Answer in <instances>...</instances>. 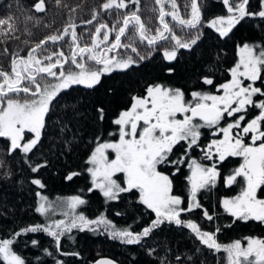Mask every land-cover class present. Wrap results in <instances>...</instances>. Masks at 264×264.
Returning <instances> with one entry per match:
<instances>
[{"label": "snow or ice", "instance_id": "1", "mask_svg": "<svg viewBox=\"0 0 264 264\" xmlns=\"http://www.w3.org/2000/svg\"><path fill=\"white\" fill-rule=\"evenodd\" d=\"M132 2L138 3V0ZM155 2L159 5L160 27L154 34L141 21L137 12H131L123 15L111 27L100 23L91 34L90 44L81 45V36L76 32L77 26L69 23L62 32L53 33L40 40L29 50L26 58L16 54L11 62V72L0 70V138H6L10 142L9 154L19 150L26 157L37 147L46 128V117L60 93L74 85L95 89L105 74L126 71L148 59L150 53L148 56H139V60L130 56L118 58L117 55H109L121 47L131 48L132 52L138 53L134 46L136 37L142 43L146 41L150 48H154L160 41L173 42L171 48L163 50L162 56L168 62L164 71L170 76L176 73L177 69L172 62L177 59V50L192 51L201 39L199 28L205 24L201 7L198 0H190V13L184 18L179 14L175 0ZM59 3L60 0H57V4ZM166 4L171 6V11L166 10ZM222 4L226 14L217 15L206 23L221 38L228 37L246 17L264 21V0H256L255 9L251 0H222ZM101 7L103 10L124 9L127 4L126 0H105ZM34 8L37 12L45 11V0H37ZM97 15L94 13L92 20ZM166 16H171L182 30H196V35L187 40L177 36L165 20ZM92 20L86 23L91 24ZM130 27L134 29V33L128 37L126 34ZM14 31L12 16L0 18V35H8ZM113 33L115 38L111 40L110 35ZM67 36L71 37L68 54L64 51L49 52L44 47L49 41L57 44ZM122 38H127L130 43L124 44ZM237 54V63L229 69L231 79L219 85L222 95L193 91L192 99L188 101L185 99V92L179 87L160 82L150 83L146 86L144 95H133L130 107L119 111L111 121L118 128V140L98 142L89 155L86 163L89 165L87 172L91 177V187L88 191L98 189L107 202L117 200L122 193L135 190L139 193V203L155 214L150 226L137 233L130 230V226L118 228L103 213L95 219H89L84 214L77 213L78 206L84 205L86 201L79 195H74L60 200L57 205L64 209L63 216L70 219L26 226L14 233V238L26 233L43 232L54 239L59 251L61 237L72 229L96 232L103 227L110 238L133 245L140 244L142 238L148 237L164 222H169L190 229L209 250L225 253L226 264H264V239L246 238V246L240 240L222 244L218 242L216 235L219 228L215 231H203L191 219L181 218L182 213H191L194 209L202 208L197 200V193L215 185L220 175L215 162L211 166L196 160L188 162L190 175L186 177L189 190L187 207H181L184 203L182 198L172 194L173 180L158 168L164 164L183 163V156L175 161L170 160L174 147L186 142L187 154L189 149L197 145L201 128L216 127L223 138L213 139L207 145L204 158L220 162L229 157L242 158V163L225 178L224 183L233 185L237 182V177H242L244 182L238 195L224 198L220 204L224 212L236 220H255L264 224V199L257 197L258 189L264 187V99H254L257 96L264 97V89L254 86L258 80H264V45L245 43L238 47ZM245 81L250 83L245 85ZM202 82L206 85L214 84L208 75L202 77ZM21 93L24 94L23 98ZM249 106L258 109L259 113L242 126L241 121L245 120ZM96 111L98 119L105 120V108L101 105ZM226 116L235 117L234 121L220 127ZM233 129L241 131L234 133ZM27 134H31L30 139ZM249 134L251 142L246 143L244 138ZM109 150L115 154L114 158L110 157ZM46 166V162L34 166L30 164L33 173H38ZM117 174H122V181L118 182L114 178ZM78 175L80 173L72 172L65 179L70 181ZM31 183L40 189L45 187L39 178H33ZM36 195L39 200L35 211L48 217L49 210L54 211L52 203L40 192ZM203 217L208 221L214 219L208 210L203 211ZM14 238L0 239V261L3 264H26L25 259L13 250ZM31 243L33 246L38 245L37 240H32ZM155 251L150 249L148 254L153 255ZM45 252L48 253V250L45 249ZM61 255L75 256L78 253L61 252ZM175 259L182 264L179 255ZM56 264L63 262L57 260ZM96 264H113V261L103 259ZM160 264H165L164 258Z\"/></svg>", "mask_w": 264, "mask_h": 264}, {"label": "trees", "instance_id": "2", "mask_svg": "<svg viewBox=\"0 0 264 264\" xmlns=\"http://www.w3.org/2000/svg\"><path fill=\"white\" fill-rule=\"evenodd\" d=\"M37 0H0V18L12 16L15 23V31L8 35H0V70L10 72L9 66L16 54L24 55L40 40L47 36L61 32L69 23H74L76 32L81 36V45L91 42V34L94 33L98 23L111 22V27L123 15L137 12L141 21L152 33L157 26L156 17L159 16V5L155 0H126L124 9L103 10L105 0H45V11H35L34 4ZM179 14L187 18L190 13V0H175ZM201 7L202 19V44L203 57L192 56L184 65H180L178 72L174 74L172 81L179 82L181 76L189 74V78L201 73L203 64L207 70L211 67L225 66L229 62L231 44L240 45L248 43L252 45L264 44V21H255L253 18H245L236 26L228 37L221 38L215 35V31L206 26L208 20L217 15L225 14L226 9L222 0H198ZM253 9L256 8V0H251ZM167 11L171 6L166 4ZM97 13L95 20L93 14ZM31 17V19H29ZM92 20V23H86ZM169 21V20H168ZM122 22V19H121ZM194 30H187L189 35ZM131 27L127 36H133ZM114 34V33H113ZM218 34V33H217ZM70 36L57 43L60 51L69 53ZM124 44L130 43L127 38H122ZM45 45L44 47H46ZM134 46L138 52L148 48L139 38H135ZM52 47V46H50ZM131 48H126V50ZM132 51V50H131ZM140 54H127L124 57H132L136 60ZM123 56V55H122ZM223 61L220 63V60ZM67 66V65H66ZM125 72L121 76L112 75L95 89H83L71 87L58 97V103L53 104L52 111L46 119V128L42 140L26 157L23 153L5 154L0 149V239H13L14 233L20 229L35 224L50 223L53 220L70 219L63 216V208L57 206L60 200L79 195L86 201L77 208V213H82L89 219H95L103 213L118 228L130 226V230L140 232L144 227L150 226L154 217L147 212L141 204H136L130 197L119 196L115 201H105L98 190L88 191L91 187L90 177L87 172V158L91 149L98 142H104L110 129L114 126L111 119L116 112L124 109L126 98L137 89L141 83L149 82L159 74L146 66L142 71L131 75ZM180 75V76H179ZM166 79V78H165ZM170 80V79H169ZM103 106L106 110V118L100 121L96 109ZM264 124V122H262ZM63 129V130H62ZM106 132V133H104ZM99 138V139H98ZM46 167L38 173L31 171V165L45 163ZM237 161L232 162V169ZM78 172L72 180L65 177ZM33 178H39L44 183L43 189L31 183ZM241 178L234 183L233 192L222 194L235 196L240 190ZM239 183V184H237ZM264 187L258 189L257 195L262 194ZM206 195L201 197L202 208L183 215L182 219H191L197 223L203 231H215L219 243L228 244L235 240H244L249 237L264 239V224L259 221H240L231 218L228 213L219 208L217 200L219 195L212 190H205ZM40 192L52 203L53 209L49 210V216H42L35 211L38 206ZM263 195V194H262ZM208 210L214 219L208 221L203 217V211ZM120 213V215H117ZM37 240L38 245L33 246L31 241ZM13 250L25 259L26 264H56L57 260L63 264H94L98 257H106L117 264H160L164 258L165 264H180L176 256H180L182 264H225L224 254L209 250L202 245L195 234L186 227L177 226L174 223L161 224L154 229L148 237L142 238L140 244L128 245L118 239H112L103 227L96 232L72 229L61 237L60 249L57 250L52 237L43 232L26 233L14 238ZM48 250L49 255L45 252ZM155 249L153 255L149 250ZM197 249L199 251L197 252ZM64 253H78V255H61ZM191 257V259H189ZM0 264H3L0 261Z\"/></svg>", "mask_w": 264, "mask_h": 264}, {"label": "flooded vegetation", "instance_id": "3", "mask_svg": "<svg viewBox=\"0 0 264 264\" xmlns=\"http://www.w3.org/2000/svg\"><path fill=\"white\" fill-rule=\"evenodd\" d=\"M226 14V12H225ZM157 21V26L154 28L153 30H156L158 27H160V22H159V16L156 17ZM248 18V17H246ZM255 21H260V18H253ZM165 20L169 23L170 27L173 29L174 33L183 38V39H191L193 36L196 35V30H194L193 32H191L189 35H187V30L190 29H181V26H179L175 21L172 20L171 16H166ZM169 20V21H168ZM102 23V22H101ZM122 23V22H121ZM100 23H98L99 25ZM106 24L111 25V22H106ZM97 25V26H98ZM238 26V25H236ZM199 31L202 33V27L200 26ZM233 31V30H232ZM95 32V30H94ZM155 33V31L153 32V34ZM231 33H229L230 35ZM216 36H219V34L215 33ZM115 36L114 34L110 35V39L114 40ZM71 39V37H70ZM202 35H201V39L198 41L197 45H195L193 47L192 51H188L186 49H178V55H177V59L175 61H173V65L176 67L177 72H178V67L180 65H184L187 62V59L191 58L192 56L194 57H198L199 59L203 57V44H202ZM146 45L147 43L144 42ZM243 44L245 43H240V45L234 43V41L231 44V48H230V52H229V56H226L225 60H227V57L229 58V62L221 67V65H217L215 67H211L209 68V70H207L206 65L203 64L202 66V72L198 73V75H195L196 77L194 78H189V74L187 73L186 75H182L181 76V80L179 82H175L172 81L171 79H173L174 75H168L164 69L168 66V62L164 61L162 53L163 50L165 48H171L173 46V42H171L170 40L168 41H160L158 42V44L154 47V48H143L141 52H132L131 50H126V48L121 47L117 50H115L112 53H109V55H117L118 58L124 57L125 55V51L127 54H142L140 56H148L149 53L151 54L150 57L148 59H145L142 62H139L136 65H133L132 67H130V69L126 70V71H114L111 74H105L104 76H102L101 80L103 79H108L110 78L112 75H117V76H121L123 73L125 72H131L130 74H136L139 71H142L146 66H150L152 68V70L158 72L159 74L155 77V79L149 81V82H144L141 83V85L135 89L134 92H132L130 94V96H128V98H126V103H125V108L130 107L131 105V97L133 95H139L142 96L145 93V88L148 84L150 83H165L169 86L172 87H179L181 88L184 92H185V99L188 101H191V92L193 91H201V92H208L210 94L213 95H222L223 92L222 90L219 89V85L226 83L230 80V71L229 69H231L232 67L235 66L236 62H237V52H238V47H242ZM46 48L48 49L49 52L52 51H60L59 47L57 44H53L52 42H47L46 44ZM264 45V44H262ZM52 46V47H50ZM148 46V45H147ZM29 52V51H28ZM28 52L24 55V57L26 58V56L28 55ZM123 55V56H122ZM136 60H139V56L136 58ZM223 61V59L220 60V63ZM67 67V66H66ZM74 68V66H73ZM10 72H11V64L9 66ZM176 74V73H175ZM204 75H208L210 78L213 79L214 84L213 85H206L202 82V77ZM180 76V75H179ZM166 78V79H165ZM50 79V78H49ZM170 79V80H169ZM247 83H250V81H245V85ZM256 87H261L262 89H264V80H258L255 85ZM74 88H83V89H87L84 88L83 86L80 85H74L72 86ZM68 90V89H67ZM65 90V91H67ZM90 90V89H88ZM65 91H63L62 93H64ZM61 94V93H60ZM59 94V95H60ZM20 96L23 98L24 94L21 93ZM59 97V96H58ZM58 97L54 100L53 104L58 103V101L60 99H58ZM254 99H256L257 101H259V99H264V97H254ZM53 106V105H52ZM52 109V108H51ZM122 109V110H124ZM52 111V110H51ZM121 111V110H120ZM119 112H116L115 116H113V118L111 120H113L116 115ZM259 110L255 109L251 106H249L247 114L245 115V120L241 121V125H245L247 122H249L251 119L255 118L256 115H258ZM50 114V113H49ZM48 114V115H49ZM242 114V113H241ZM236 116L240 115V114H235ZM48 118V116L46 117V119ZM178 118L182 119V116H178ZM235 117H225L224 120L221 121L220 123V127H224L227 125V123H231L234 121ZM198 123H202L201 121H198ZM112 123V122H111ZM114 127L110 129L107 128L108 132L109 130H111L112 132L109 133H114V135H107V137L105 138V141H113V140H117L118 139V129L117 126L112 124ZM241 131V129H233L234 133H239ZM104 132V133H106ZM201 132V136L200 139L197 143L196 146H193L191 149L188 150L187 154H185V148L187 147L186 142H181L180 144H178L177 146L174 147L173 149V153L170 156V160H177L178 158H180L181 156L184 157V162L179 164V165H173V164H164V165H160L158 166L159 170L163 171L165 174H168L170 176V178L173 180V195H178L182 198V200L184 201V203L181 205V207H187V198L189 195V190H188V182L186 177L188 175H190V170L188 168V162H190L191 160H196L199 163L205 164L207 166H211L214 162L216 163L217 169L220 172V175L217 178V181L215 183L214 186H209L205 189H201L198 193H197V200L198 202L201 203V197L206 195L205 190H212L210 192H217L218 194L216 195V197L219 195V198L216 199L217 203L219 204V208H222L220 201L222 198V194H226L228 195V193L231 194V192H233V185H226L224 183L225 178L232 173V171L239 166L241 159L240 157H229L226 159V161L224 162H220L218 160L215 161H210L204 158V151L207 148V145L213 140V139H222V133H220L216 127H203L200 129ZM215 132V135L213 134ZM28 139L31 138V134H27ZM245 142L246 143H250L251 139H250V134L249 136L245 137ZM9 141L6 138H0V149L5 151V154H9ZM95 146V145H94ZM93 146V147H94ZM93 149V148H92ZM91 149V150H92ZM16 154L21 153L19 150H16L15 152ZM91 153V151H90ZM90 155V154H89ZM237 161V165H234V168L232 169L231 165L232 162ZM177 168H179V171L177 172ZM172 173H175V175L173 176ZM116 178V177H114ZM117 178H118V182L122 181V175L121 174H117ZM238 178L237 177V182H238ZM242 181H240V185ZM239 184V183H237ZM120 196H126V197H130V199L132 201H134L136 204H141L139 203V193L136 192L135 190L133 192L130 193H122L120 194ZM230 198L233 197V195L230 196H226V198ZM142 206H144L143 204H141ZM145 207V206H144ZM146 208V207H145ZM147 212H149V214H151L153 217L155 216V214L153 212H151V210L147 209ZM194 210H199V209H194ZM194 210L192 212H194ZM224 211V210H223ZM187 214V213H182L181 214V218H183V215ZM229 215V214H228ZM230 216V215H229ZM152 222V221H151ZM166 223V225L168 224H172L169 222H164ZM151 225V223H150Z\"/></svg>", "mask_w": 264, "mask_h": 264}, {"label": "rangeland", "instance_id": "4", "mask_svg": "<svg viewBox=\"0 0 264 264\" xmlns=\"http://www.w3.org/2000/svg\"><path fill=\"white\" fill-rule=\"evenodd\" d=\"M61 31H62V30H61ZM237 53H238V52H237ZM236 58H237V61H238V59H239L238 54H237V57H236ZM236 63H237V62H236ZM230 79H231V76H230ZM117 129H118V128H117ZM27 138H28V137H27ZM118 138H119V137H118ZM117 140H118V139H117ZM95 147H96V145L93 147V149L91 150V152L94 150ZM90 154H91V153H90ZM109 155H110L111 158H114V155H115V154L112 153L111 150H109ZM88 157H89V156H88ZM87 159H88V158H87ZM240 159H241V162H240V164H241V163H242V158H240ZM240 164H239V165H240ZM88 167H89V166H88ZM121 175H122V174H121ZM89 177H90V175H89ZM240 178H241V181H242V183H241V184H242L241 187H242L244 182H243V178H242V177H240ZM116 179H118V178L116 177ZM122 180H123V176H122ZM90 182H91V177H90ZM241 187H240V188H241ZM97 190H98V189H97ZM98 191H99V190H98ZM239 192H240V191H239ZM239 192H238L236 195H238ZM99 193H100V192H99ZM261 193H262L263 195L260 194V195H257V197H258L259 199H264V190H263ZM236 195H235V196H236ZM228 198H229V197H228ZM230 198H231V197H230ZM223 199H224V198H223ZM221 200H222V199H221ZM231 218L235 219L234 217H231ZM154 219H155V216H154ZM241 243H242V245H245V246H246L247 239L242 240ZM222 254H224V258H226V254L223 253V252H222ZM225 264H226V259H225Z\"/></svg>", "mask_w": 264, "mask_h": 264}, {"label": "water", "instance_id": "5", "mask_svg": "<svg viewBox=\"0 0 264 264\" xmlns=\"http://www.w3.org/2000/svg\"><path fill=\"white\" fill-rule=\"evenodd\" d=\"M62 31H63V30H62ZM62 31H61V32H62ZM145 42H146V41H145ZM146 43H147V42H146ZM26 57H27V56H26ZM103 259H108V258H106V257H98V258L96 259V261L94 262V264H96L97 261H99V260H103ZM109 260H112V259L109 258ZM112 261H113V264H117L114 260H112Z\"/></svg>", "mask_w": 264, "mask_h": 264}]
</instances>
